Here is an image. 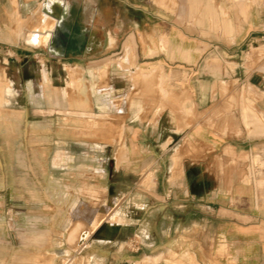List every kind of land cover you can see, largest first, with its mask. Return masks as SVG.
Instances as JSON below:
<instances>
[{"label":"rangeland","instance_id":"1","mask_svg":"<svg viewBox=\"0 0 264 264\" xmlns=\"http://www.w3.org/2000/svg\"><path fill=\"white\" fill-rule=\"evenodd\" d=\"M133 1L129 26L125 23L123 29L121 13L115 22L120 36L114 50L67 53L60 63L66 66L48 60L45 66L47 72L51 69L50 82L43 86V93L34 85L37 69L44 64L43 55L48 53H39L33 59L31 53L16 57L8 46L0 51V85L8 83L15 68L21 89L20 95H4L5 101H0V264H86L91 256L98 264H112L107 257L114 252H140L135 240L144 224L141 222V227L132 224L138 220L137 207L144 199L140 190H151L156 165H141L139 160L160 157L162 152L154 147V136L129 134V117L124 114L130 109L129 103L144 105L153 122L155 110L175 108L177 104L174 89L166 86L158 70L150 69L148 63L171 58L170 46L184 50L198 47L201 58L203 50L217 52V49L229 48L240 35L252 9L264 6V0H242L240 12L231 0H202L200 9L206 5L218 9L215 22L230 24L233 34L227 36L217 25H199L200 13L189 15L191 4L186 0ZM41 2L34 10L36 19ZM2 7L10 8L4 4ZM118 9L116 6V12ZM128 27L131 35L123 36ZM181 33L186 36L177 37ZM124 43L131 49L130 62L145 58V64L136 67V72L133 68V73L123 72L116 67ZM243 59L248 62V73L259 69L258 64L264 63V47L243 49ZM180 60L186 59L180 55ZM213 60L218 64L217 57ZM76 68L81 72L74 74ZM113 72H120V78L123 74L131 84H112ZM68 77L78 87L66 85ZM122 88L125 94L120 93ZM217 91L225 93L235 89L229 83H220ZM240 91L252 90L244 86ZM111 98L113 102L108 100ZM108 105L114 108L111 115L107 114ZM123 105L127 107L124 114ZM88 117L95 118V126ZM130 141L138 145L127 153L133 160L117 169L114 158L125 142ZM165 151L163 157L169 158L172 150ZM58 157L61 161L56 160V164L54 160ZM124 192L129 195L122 200L119 194ZM111 199L115 201L113 204ZM148 202L151 204L153 199L148 197ZM105 206L108 210L101 215L98 229L81 244L79 240L88 231L91 212ZM115 214L121 216L117 224H131L127 232L131 240L114 248L107 238L112 236L108 227ZM124 215L127 218L122 221ZM75 224L81 226L74 231V238L69 239Z\"/></svg>","mask_w":264,"mask_h":264},{"label":"crops","instance_id":"2","mask_svg":"<svg viewBox=\"0 0 264 264\" xmlns=\"http://www.w3.org/2000/svg\"><path fill=\"white\" fill-rule=\"evenodd\" d=\"M39 1H0V51L8 46L16 57L33 54V59L39 53H48L43 55L42 64L47 71L48 60L66 66L60 63L67 53L113 51L120 36L115 24L118 15L122 14L123 29L125 23L129 26L131 2L135 3L58 0V23L52 38L47 46L37 48L25 45L24 37L36 24L34 10ZM130 31L128 27L123 36H130ZM249 46L264 47V6L252 9L229 48L203 50L201 58L198 47L184 50L170 46L171 58L148 63L150 69L158 70L164 84L174 89L177 104L175 108L155 110L153 122L144 105H128L126 114L127 107L123 106V114L129 117L127 132L154 136V147L162 153L139 160L141 165H156L151 190H140L144 199L137 207L138 220L132 224H144L135 240L140 252H114L107 257L112 264H264V63L248 73L243 49ZM126 47L130 48L127 43L121 46L122 54ZM179 54L186 60H180ZM212 55H217L218 64H214L216 57ZM143 59L129 60L123 72H132V68L136 72V67L145 64ZM125 79L123 74L120 78V73H112V84L130 85L131 81ZM220 83H229L235 91H217ZM244 86L252 91L242 93ZM107 111L111 115L114 108L108 105ZM243 111L250 117L248 124L243 121ZM135 142H125L126 153L119 162L114 158L117 169L133 160L127 153L138 148ZM168 148L172 152L165 158ZM56 160L60 162L61 158L54 160L57 164ZM127 194L119 196L123 200ZM148 197L153 199L151 204ZM126 218L122 216V221ZM130 225L111 224L108 243L115 248L131 240L127 237ZM96 260L91 256L86 264H98Z\"/></svg>","mask_w":264,"mask_h":264},{"label":"bare ground","instance_id":"3","mask_svg":"<svg viewBox=\"0 0 264 264\" xmlns=\"http://www.w3.org/2000/svg\"><path fill=\"white\" fill-rule=\"evenodd\" d=\"M241 1L242 0H231V2L234 3V8H236V9H238V10H240L242 12L241 7H240V2ZM186 2H189L191 4V9H190L191 12H190L189 15H195L197 13H200V18L198 20V24L199 25H201V26L207 25V26L211 27L214 24V26L217 25V27L225 35L232 36L233 29H232V27L230 26V24L227 21H222L220 23L215 22L216 21L215 14H216V11L218 9H214L213 7H211L209 5H206L203 9H200V3H202V0H186ZM59 3H60V1H58V0H44L40 4L39 10H38V18H37L36 24L33 27V30L28 32V34L24 37V41L26 42L25 45H29V46H32V47H37V46H47L49 44V42H50V40L52 38V33H53V31H54V29L56 27V24L58 23L57 20H56V17H57L58 12H59L58 11V9L60 7ZM33 25H34V23H33ZM130 54H131L130 53V48L126 47L125 50L123 51V54L121 55V57H119L118 60H117V63H116L117 69L119 68L120 70H123V71L128 69L129 60H130V56H131ZM79 72H81V70L79 68H76L75 71H74V74L79 73ZM120 72H122V71H120ZM37 76H38V79L35 81L34 87H36V88L40 87L41 88L40 91L43 93V88H44L43 86L47 85L50 82V79H49V76H48V72L44 69L42 64H40V66L37 69ZM3 84H5V83H3ZM66 85H68L70 88H75L78 84L74 83V81L68 77L66 79ZM97 92H101V91L97 90ZM97 92H94V93H97ZM13 93H15L17 95L21 94L19 78H18V72H17V70L15 68L13 69V71L11 73V79L8 80V83L6 85H4L3 87H2V85H0V101L1 102L5 101L3 99L4 95H8V97H10ZM120 93H123L122 89H121ZM50 104H51V101H50ZM134 105L135 104H133V103H131V104L129 103L130 107H133ZM82 116L84 117L85 115H82ZM88 119L91 120L92 126L96 125V121H95L94 117H88ZM249 120H250V117L248 115V112L243 111V121H244V123L248 124ZM109 130H107V131H109ZM121 131H123V127H121ZM125 153H126V151L122 147L119 150L118 157H116L117 162H119L121 160V158L125 156ZM114 202H115L114 199L110 200V204H113ZM107 210H108V208L105 206V207H102L97 212L96 211H92L91 212V214H90L91 217H90V219H89V221L87 223L88 231L84 232L82 234V236H81V240H79L81 242V244L84 243L85 241H87L88 236L93 234L98 229V227H99V225L101 223V220L103 218V217H101V215L104 216L106 214ZM120 218H121V216H120ZM120 218H119L118 215L115 214V215H113L111 217L109 222L111 224H117V223H119V221H121ZM79 226H81V225H79V224H75L74 225L73 231L69 234V239H73L74 238L73 233H74L75 230L79 229Z\"/></svg>","mask_w":264,"mask_h":264}]
</instances>
